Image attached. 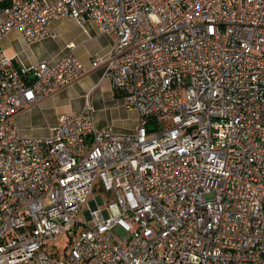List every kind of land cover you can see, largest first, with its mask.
Here are the masks:
<instances>
[{
    "label": "built area",
    "instance_id": "1",
    "mask_svg": "<svg viewBox=\"0 0 264 264\" xmlns=\"http://www.w3.org/2000/svg\"><path fill=\"white\" fill-rule=\"evenodd\" d=\"M59 19L116 36L92 61L133 132L89 100L48 137L18 130L84 68L74 43L24 68L2 41ZM0 264H264V0H0Z\"/></svg>",
    "mask_w": 264,
    "mask_h": 264
},
{
    "label": "crops",
    "instance_id": "2",
    "mask_svg": "<svg viewBox=\"0 0 264 264\" xmlns=\"http://www.w3.org/2000/svg\"><path fill=\"white\" fill-rule=\"evenodd\" d=\"M50 31V37L28 42L20 31L15 30L2 41V47L15 58L19 67L29 68L39 61H53L62 55L67 45L74 43L75 55L82 63L84 73L69 87L19 113L16 126L20 133L48 137L58 126L61 115L82 111L87 100L95 108L98 127L112 126L118 134L134 131L139 120L138 112L116 95L111 81L104 78V67L94 68L92 61L94 55H106L112 50L116 36L101 34L92 21L81 24L69 19L55 20ZM26 127H30L29 130L26 131Z\"/></svg>",
    "mask_w": 264,
    "mask_h": 264
},
{
    "label": "rangeland",
    "instance_id": "3",
    "mask_svg": "<svg viewBox=\"0 0 264 264\" xmlns=\"http://www.w3.org/2000/svg\"><path fill=\"white\" fill-rule=\"evenodd\" d=\"M34 125H35V123H34ZM30 127H31V125H30ZM30 127H26V131L27 130H29V128ZM111 128L115 131V129L111 126ZM116 132V131H115ZM131 132H133V130L132 131H129V132H123L122 134H124V133H131ZM117 133V132H116ZM97 197H101L102 199H104V200H107V201H110L111 200V198H112V195L111 194H109V193H104V192H100V191H98L94 196H92V198H91V201L94 199V198H97ZM88 207H86L85 208V210L87 209ZM119 232L121 233V234H123V231L121 230V229H119Z\"/></svg>",
    "mask_w": 264,
    "mask_h": 264
},
{
    "label": "trees",
    "instance_id": "4",
    "mask_svg": "<svg viewBox=\"0 0 264 264\" xmlns=\"http://www.w3.org/2000/svg\"><path fill=\"white\" fill-rule=\"evenodd\" d=\"M116 95H117L118 97H122V95H121L120 93H118V92H116Z\"/></svg>",
    "mask_w": 264,
    "mask_h": 264
}]
</instances>
